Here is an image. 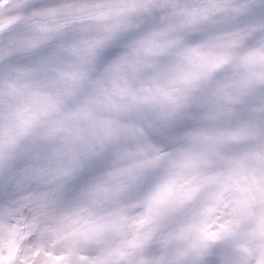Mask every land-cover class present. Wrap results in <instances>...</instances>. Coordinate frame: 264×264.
Returning a JSON list of instances; mask_svg holds the SVG:
<instances>
[{
	"label": "snow or ice",
	"instance_id": "6c2138e0",
	"mask_svg": "<svg viewBox=\"0 0 264 264\" xmlns=\"http://www.w3.org/2000/svg\"><path fill=\"white\" fill-rule=\"evenodd\" d=\"M129 35L138 37L131 50L107 70L111 88L97 81L105 108H159L171 120L199 103L195 92L202 84L214 82L201 105L206 126L190 137L198 150L184 159L198 183L184 194L190 197L207 184L236 193L217 231L209 232L204 221L198 231L203 240L217 239L248 225L239 254L223 256L220 264H264V0H0V93L19 95L46 70L62 75L73 67L86 78L120 52ZM104 127L105 135L117 131L111 121ZM123 130L142 134L132 125ZM208 168L216 170L202 175ZM24 182L21 175L0 180L6 214ZM74 215L73 224L80 219ZM84 225L99 236L107 227L118 230L119 222ZM0 228L7 235L0 240V264H15L16 230ZM80 233L71 232L60 253H45L46 264H145L136 253L147 234L90 256L76 242Z\"/></svg>",
	"mask_w": 264,
	"mask_h": 264
},
{
	"label": "clouds",
	"instance_id": "9594fccd",
	"mask_svg": "<svg viewBox=\"0 0 264 264\" xmlns=\"http://www.w3.org/2000/svg\"><path fill=\"white\" fill-rule=\"evenodd\" d=\"M137 38L127 36L122 50L130 51ZM213 87L214 82L202 84L195 92L199 103L171 120L162 117L159 108L106 111L97 99L91 108L90 135L79 142L57 136L35 160L26 141L13 147L5 116L0 121V180L21 175L25 181L24 191L9 206L11 214L0 207V226L16 230L15 264H46L45 253H60L76 229H81L76 242L90 256L145 234L147 240L136 253L145 264H220L223 256L239 254L248 225L242 224L235 236L217 239L203 240L198 231L201 221L209 232L217 231L236 193L207 184L190 197L184 194L198 183L184 159L198 150L190 137L206 126L201 105ZM106 121L117 131L105 135ZM125 125L142 129V134L124 131ZM215 170L204 169L202 175ZM74 214L80 219L73 224ZM114 219L118 230L107 227L99 236L84 231V221ZM6 238L0 228V240Z\"/></svg>",
	"mask_w": 264,
	"mask_h": 264
},
{
	"label": "rangeland",
	"instance_id": "374dc122",
	"mask_svg": "<svg viewBox=\"0 0 264 264\" xmlns=\"http://www.w3.org/2000/svg\"><path fill=\"white\" fill-rule=\"evenodd\" d=\"M122 54L123 50L99 62L90 69L88 77L83 79L73 67H66L62 75L46 70L29 80L19 95L0 93V121L5 116L10 121L9 134L13 147L21 140L26 141L32 150L33 159H39L40 150L51 142L40 140L39 136L46 132L48 121L58 118V112L63 111L62 107L89 94L93 86L98 87L97 81L102 80L105 87L111 88L107 70ZM97 89L101 90L99 87ZM83 138L85 136H78L70 139V142H79Z\"/></svg>",
	"mask_w": 264,
	"mask_h": 264
}]
</instances>
